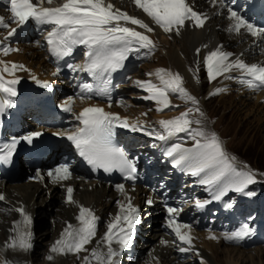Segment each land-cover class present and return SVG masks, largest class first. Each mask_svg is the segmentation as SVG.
<instances>
[{"label":"snow or ice","instance_id":"obj_1","mask_svg":"<svg viewBox=\"0 0 264 264\" xmlns=\"http://www.w3.org/2000/svg\"><path fill=\"white\" fill-rule=\"evenodd\" d=\"M52 2L53 0H35V2L33 0H7V10L10 16L7 20L5 17L0 16V28L9 29L5 39L14 35L17 28L26 24L29 20L40 25H50L51 28L47 31L45 40L52 55L57 57L67 56L73 52L76 46L82 45L85 48V62L82 65H69V67H74L101 79L103 86L95 90L97 96L108 95L107 85L111 81L105 77L121 68L130 53L146 49L145 54L147 55L156 48V42L146 34L154 31L148 23L116 8L107 0H64L63 4L58 7L44 6L45 3L51 4ZM132 2L137 8L142 9L147 17L166 34L174 32L179 35L181 29L189 21L194 27L203 28L209 18L206 13L196 11L187 0H132ZM209 3L212 7H226L224 0H209ZM227 11V18L234 22L228 29L230 32L240 33L243 28L253 37L264 36V28H257L249 23L231 7H228ZM11 24H15L16 27H11ZM137 27L144 29V31H138ZM2 51L7 55L8 52L15 51V49L5 47ZM196 51L197 54L200 53V49ZM231 55V53L222 51V46L208 52L203 63L209 82H212L218 76L231 72L233 69H238L242 76L246 77L240 80L241 84L253 90L264 87V65H249L239 59L231 61L229 59ZM0 64L4 65L0 72H6L9 75H14L15 69L23 67L22 65L13 64L9 68L4 61H0ZM149 75H152V73H149ZM155 75L159 80V84H155L151 80L136 81L135 83L149 93L144 99L153 100L158 105L157 111H164L172 107L169 99L170 93L177 94L180 99L190 101L194 105L199 104V101L183 87V77L179 73H172L161 68L156 70ZM227 78L231 79L232 77ZM17 83L18 79L4 81L3 77L0 76V91L14 97L17 94L15 89ZM42 86L51 88V84L47 81L42 82ZM84 90L92 93L93 86L84 84L82 91ZM220 91L222 90L216 89L210 95L218 94ZM84 98V96H81V99ZM86 98L91 99L92 97L87 96ZM71 102L72 98L65 102L64 111H72ZM12 106L10 99L2 100L0 101V112H3L5 107ZM109 106L111 107V102ZM192 113H199L200 116L204 115L199 107H195L188 108L172 119L159 121L169 136L177 133H187L194 141L192 148H182L181 145L177 144L166 155L173 157L174 164L184 167L192 176L203 174V178L199 182L208 185L210 188L222 184L227 178V184L221 187L217 194H214V199L219 200L229 188L244 193L250 184L256 182L254 172L237 170L231 162L235 160V157L231 159L228 157L219 137L215 133H207L201 127H192L193 124L199 126L202 123L199 119H190L189 116ZM75 119L79 121L80 125L75 132L66 134L62 131L56 133V135L66 136L79 155L92 166L93 170L98 168H102L105 172L118 170L125 180L135 182L137 172L135 162L129 159L126 153L114 144V128L118 125L132 131H139L143 129V124H130L127 118H121L116 113L106 112L100 107H86L78 115H75ZM41 135V132H30L19 139L13 138L10 143L0 146V152H3L0 155V161H9L21 141L31 144L34 138ZM158 138L161 140L166 139L164 135H158ZM245 167L247 168V166ZM39 175L40 173L37 172V176ZM48 175L53 177L54 182L71 178V172L67 164H61L52 172H49ZM116 188L121 193L125 192L123 184L116 185ZM73 191L72 187L67 188L66 203H74L72 200ZM245 194L254 195L251 192ZM3 199V195H0V200ZM116 203L119 212L112 222L107 225V231L104 233L102 241L97 242L106 246V252L101 251L99 248L89 250L86 247L96 236L98 218L91 209L83 205L79 206V215L76 217L80 226L73 227L69 224L61 234V239L55 242L50 251L61 254L66 252L78 254L83 251L89 253L83 257L85 264H91L92 260H95L97 264H117L114 258L120 254V251L130 246L134 225L139 221V210L132 205L130 197L127 203L121 201ZM206 203L208 201H196V206L203 208ZM147 204L151 205L152 201L148 200ZM166 210L169 217H173L174 213L181 211V209L173 207H167ZM17 211L24 216L25 224L30 223V217L24 214L23 208H19ZM122 221L126 224V228L121 226ZM167 227L175 233L181 242L190 244L191 237L189 234L181 231L182 228L190 229V225L180 224L175 218H171L167 221ZM250 232L249 226L244 224L237 231L223 233V238L226 241L239 242L247 237ZM29 236L30 233L22 234L19 241L20 248L27 250L32 247L26 239ZM209 238L217 239L215 236ZM113 243L119 245L120 251L112 247ZM11 246L15 247L16 245L12 244ZM179 250L185 252L190 249L181 247ZM47 259L52 260L53 257L49 256Z\"/></svg>","mask_w":264,"mask_h":264},{"label":"bare ground","instance_id":"obj_2","mask_svg":"<svg viewBox=\"0 0 264 264\" xmlns=\"http://www.w3.org/2000/svg\"><path fill=\"white\" fill-rule=\"evenodd\" d=\"M112 1L113 5L116 6V8H125L128 11V8H130L129 3L126 0H110ZM196 3H198L200 6L203 5L204 7L209 6V0H206V4L203 2V0H195ZM214 10H212L210 13H212ZM5 15L7 17L10 16L9 12H6ZM225 15H219L214 17L211 21L207 23V25L198 30H192L187 24L186 26L181 29V32L179 35H176L174 32L171 34H166L163 32V30L155 29V38L160 43L161 47L159 49L160 53H164V56L161 58L158 56V53L153 57L155 60H159V64H153L151 63L152 60L148 61L146 65H143L141 67V72L143 73H152V75L145 74V77L141 79V81H147L151 80L155 84H159V80L157 79L155 73L156 70L159 68V66H163L167 70L171 71L172 73H179L182 75V77L187 81H183V84L187 87L188 90H190L193 94L197 95L196 89L194 87L196 86L195 82L191 78V74L187 71V61H193L196 62L197 57H201L202 55L208 53L209 51L215 50L219 44L222 45V48H230L233 45H238V49L236 50V53H242L250 54L251 52V40L246 39L250 36L249 33H245V29H243L244 34L242 36L232 35L230 36L227 33V26L228 23L224 20ZM15 36L19 37V40L22 41V44L27 46L28 41L32 39H25L23 36H26L24 32L18 31L15 33ZM36 40H43L42 36H37L35 38ZM38 42L32 44L34 48H36V45ZM43 42L39 43V46L42 48ZM17 45L13 46V49L15 51L19 52V48L16 47ZM206 46V47H205ZM15 47V48H14ZM18 49V50H17ZM197 49H200V53L197 54ZM248 51L246 52V50ZM22 51L26 53V55L21 54ZM19 53H14V51H10L9 54L5 57V54L0 58V61H4L9 68L13 64L18 65L19 62H22L23 64H26L29 68L33 69L35 72H40V75H42L41 71L46 70H53L51 68V62L44 60V56L41 54L38 56L39 59H36V54H31V51H33L32 47L24 48ZM143 54L141 52H132L128 56V64H130L129 69L124 71L122 80L120 84H124V79L128 78V86L131 87L135 81H140L138 78L134 79L132 78L135 76L132 73L134 66L138 63V61L142 60ZM15 61L18 62L14 63ZM258 65H264V60L259 63ZM4 67L3 64H0V69ZM77 70V69H75ZM47 73V72H46ZM139 75V74H138ZM0 76L3 77L4 81H10L13 79H18V83L15 85L16 89V95L12 97L15 102L14 105L16 107H26L30 104L32 98L30 96V92H28L29 87L31 86L30 82H33L34 76L22 70L21 68H17L14 71V75H9L6 72H0ZM47 80V79H46ZM222 85V84H221ZM32 88V87H30ZM127 86H123V89H126ZM248 88V87H247ZM250 89V88H248ZM239 97L245 98V100H253V106H259V103L264 105V87L259 89H250V92L248 95L240 94ZM180 99V98H179ZM244 100V101H245ZM188 109V108H187ZM186 111V110H184ZM136 111H132V114L135 115ZM136 116V115H135ZM166 118H171L172 115L165 116ZM192 118V117H191ZM136 119H139L142 121L141 117H136ZM150 136V135H148ZM152 136V135H151ZM191 145V144H188ZM234 161V160H233ZM235 162V161H234ZM236 163V162H235ZM248 169V167H247ZM203 178V174L201 176H197V181L199 184H201L199 181ZM170 182V181H169ZM156 184H159L162 188L166 187L168 183H166V179H161L158 177L156 180ZM177 184V180L174 178L173 182L171 183V188H175ZM68 186H72L74 191L72 193L73 199L75 201H78L81 204H84L85 206H89L93 208L97 214L102 215L105 211H113L114 207L111 204L112 201L116 198V194L109 191L104 186H97L94 182H67ZM183 189V188H182ZM0 192H3L6 196V199L9 200L12 203H22L25 205L27 210L31 212L35 216V226L34 228L40 227L42 224H44L42 221H46L49 224L47 225L48 228L43 229L39 231L40 235L35 236L36 233H34V247L33 251L31 253L24 254L21 250L12 249L11 252L1 253L2 248H0V258L2 259V264L4 263L3 258H6V262H11V264H25L28 263V261H32V264L35 263V260L37 258V255L35 254V250H39L40 254L45 255L46 257V264H67L65 263V260L63 257L59 256L61 253H52L50 250L47 249V247L50 245L49 242L54 240L53 245L57 240L61 239V234L64 232L66 227H62L60 224V221L69 219L72 217L73 213L75 212L72 205H64L62 204V201L64 200L63 191L59 190L55 185H47L46 187H43L42 184L37 183H28V182H19L16 184L7 185L5 188L0 189ZM141 194V193H140ZM138 196V194L136 195ZM207 209L205 208L203 211L205 213ZM10 219H6L7 222H9ZM4 219H2V222ZM51 223V224H50ZM50 225H53V230L50 229ZM45 227V226H44ZM155 227V226H154ZM0 241H3L4 243L7 241L6 237V229L7 226L0 223ZM156 229V228H155ZM154 229V232H155ZM35 232V231H34ZM42 234V235H41ZM42 236V240L41 239ZM51 236V237H50ZM163 236L162 234H152L148 236L147 239V245L149 246L147 250H149L152 255H156L159 257L161 264H173V258L171 257V252L169 250V246H163L161 243H164L163 241H159V237ZM253 240V239H252ZM255 241H258L257 238ZM199 244V243H198ZM215 243L212 242H203L198 245V248L201 250V253H199V256H201L203 259L206 260V264H217V255L221 253L226 258L227 264H253L255 261V258H258L259 256L264 255V248H253L255 250L254 252L249 253V251H246L248 253L245 254L243 250H240L239 248H221V242L220 245L215 246ZM202 245V246H201ZM44 246V247H43ZM252 246V242H250V245L248 247H245L249 250V248ZM4 247V246H3ZM37 247V248H36ZM219 248V251L217 250ZM197 249V247H196ZM244 249V250H246ZM251 250V249H250ZM193 251V250H192ZM144 251L143 253H145ZM210 256H209V253ZM218 253V254H217ZM69 255V252L65 253ZM39 255V254H38ZM52 256L53 259L49 260L47 257ZM215 258H212V257ZM73 258V257H71ZM204 263V262H203ZM202 264V262H201Z\"/></svg>","mask_w":264,"mask_h":264},{"label":"rangeland","instance_id":"obj_3","mask_svg":"<svg viewBox=\"0 0 264 264\" xmlns=\"http://www.w3.org/2000/svg\"><path fill=\"white\" fill-rule=\"evenodd\" d=\"M33 53L34 54L37 53V56L35 57H37L36 59H39L38 58V56L40 55L39 52L33 49V51H31V54ZM158 56L162 58L164 56V53H160ZM151 63L159 64V60L156 58L155 60L152 59ZM187 63H188L187 65L191 64L189 61H187ZM144 77L145 75L143 74L141 78ZM202 80L203 78H201V81ZM227 83H228L227 80L223 79V77H221L217 82L212 84V86L204 87L203 86L204 84L200 86L197 85V83L195 82L196 86L194 87V89L198 91L197 92L198 96L201 95V103L204 108V109L203 108H199V109L204 115L200 116L199 113H193L189 118L192 120H197V119L201 120L202 123L201 125H199V127L203 128L204 131H206L207 133H215L219 137L223 149L230 151V153L234 155L235 159L239 161L240 167L243 166L245 171L251 169L255 172V176H256L255 178L257 180V184L263 187V188H259L260 192L262 193L264 189V105L259 103V106L254 107L252 104L253 100H245V98L239 97V95L237 94H230L228 91L229 89L226 88ZM213 89L214 91L216 89H221L222 91H220L218 94L209 96V93H212L211 91ZM182 104L185 105V108L187 107V104L183 99H179L178 96L177 98L175 97L173 102V105H175L174 109H176L180 113L184 112V110H187L188 108L187 107L186 109L185 108L182 109ZM177 105L179 107H176ZM190 108H195V107L192 106ZM151 115H153L152 112ZM195 125L196 124H193L192 126L194 127ZM239 166L237 167L239 168V170H241ZM245 166L248 167V170H246L247 168ZM257 190L258 188L255 191H252L251 193H254V195L251 196L254 197L257 196L259 194L258 192H256ZM262 207H264V205H262ZM249 208H250L249 218H251L252 216L257 217V215H253V213L255 214L256 212H258V209L254 205H250ZM259 214L260 215L264 214V211H261ZM42 222L44 224H42L40 227L36 226V228H34L35 231L34 233H36L35 236H38L37 234L40 235L39 231L48 228L47 225L49 224L48 223L49 221L48 222L42 221ZM244 224L247 223L244 222ZM240 228L241 226H239L238 224H232L224 227H217V232L220 233L221 235V237H219L220 240L219 243L221 242L220 245L221 248L223 249L227 247L239 248L240 250H243L245 254L248 253L246 251H249V253L254 252L255 250H253V248H259L261 246L260 240L262 239H258V241H255L254 244L252 243V245L254 246H251L248 250L244 247V241L246 242L252 239L256 240V238L245 237L246 238V239L244 238L245 240L243 239L239 242H235V241L230 242V241H226L223 238V233L225 232L230 233L233 231H237ZM50 229L53 230V225H50ZM254 231L255 229L251 230L249 235L254 236L255 235ZM259 237L264 239V227L259 229L257 238ZM42 239L43 238L41 236L40 240ZM3 243H4V239L3 241H0V248H2L1 253L4 252ZM195 245L200 246V243ZM214 245L218 246V244L216 243ZM199 248L197 247V249L195 248V250L198 251L200 250ZM217 250L219 251V248ZM193 253L195 254V252ZM35 254L37 255V258L34 264H46V262L43 259L45 257L44 253L40 254V251L37 249L35 250ZM210 254L211 253H209V256ZM186 258H188V260L185 261L186 259L184 258L183 261H185V263L187 264H201L198 261L189 258V256H187ZM212 258L215 257L213 256ZM225 258L226 257L224 255L219 253L217 255V261H216L217 264H227ZM254 261L255 262L253 264H264V255L255 258ZM204 263L202 262V264ZM0 264H2L1 258H0Z\"/></svg>","mask_w":264,"mask_h":264}]
</instances>
